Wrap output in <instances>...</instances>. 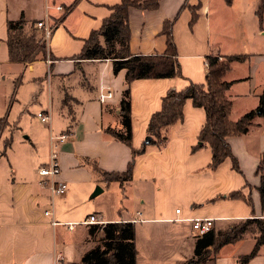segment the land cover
Here are the masks:
<instances>
[{"label": "crops", "instance_id": "0c3cea01", "mask_svg": "<svg viewBox=\"0 0 264 264\" xmlns=\"http://www.w3.org/2000/svg\"><path fill=\"white\" fill-rule=\"evenodd\" d=\"M120 1L0 0V264H53L58 256L79 264L104 237L101 230L91 233L95 224L83 222L89 214L97 215L102 224L133 222L136 264H185L197 236L188 218H212L213 229L225 231L244 218L264 216L256 169L264 153L263 116L257 115L242 135L227 137L239 170L232 168L229 157L210 170V149L192 151L206 112L191 99L183 105L182 120L167 126L165 146L144 141L147 124L167 91H181L190 82L205 83L209 54L245 56L230 61L221 76L230 82L225 91L232 101L229 118L235 121L256 110L264 94V9L260 18L257 13L261 0H159L155 9H128L130 52L163 54L164 21L170 20L181 72L177 77L130 82V144L109 131L123 130L119 106L126 70L114 73L110 59H75L83 40L100 28L110 7ZM45 18L55 24L45 57L11 61L7 22L21 19L29 31ZM226 25L229 40L221 37ZM37 33L41 37L39 29ZM101 86L113 90L107 103L97 100ZM38 112L48 120L43 122ZM64 132L68 136L62 142L54 139ZM35 148L44 153L41 165L56 150L57 179L67 184L64 194L52 197L41 182ZM130 161L128 180L107 183L97 172H123ZM96 186L106 199L115 195L117 204L110 215L103 205L90 201ZM235 191L250 201L230 196ZM46 210L52 211L51 217ZM50 219L60 223L51 224ZM253 234L247 232L216 252L209 248L201 264H264V244L241 262L254 245Z\"/></svg>", "mask_w": 264, "mask_h": 264}, {"label": "trees", "instance_id": "16d2710c", "mask_svg": "<svg viewBox=\"0 0 264 264\" xmlns=\"http://www.w3.org/2000/svg\"><path fill=\"white\" fill-rule=\"evenodd\" d=\"M76 0H74L75 2ZM159 0H121L118 4L110 7L111 13L102 21L100 28L92 30L85 38L84 44L75 59L80 60H106L112 62L114 73L125 69L126 88L122 91L119 114L121 116L122 131L109 129V131L120 141L126 143L131 139V114L129 85L137 78H166L181 75L178 53L171 34V21H164L163 33H165L166 48L163 54L144 55L140 53L132 54L129 50V25L128 13L130 7L140 9H155ZM74 4V3H73ZM264 9V0H261L257 10L260 18ZM195 18V13L192 17ZM24 22L19 19L8 21V54L11 61L32 62L38 57H45L46 44L37 36V29L31 25V29L26 31L23 28ZM218 56L209 54L206 57L207 71L205 83L190 82L184 89L177 91L170 89L162 98L161 108L153 112L148 124L147 134L150 137L149 143L163 147L167 144L165 131L167 126L182 120V108L187 99H191L194 106H200L206 112V119L198 136L197 143L191 147L192 151L201 147H208L211 151V161L208 165L210 170L216 168L222 161L229 157L232 168L239 170L238 161L231 152L228 136L242 135L251 126L257 115L264 117V94H260L258 107L256 110L246 112L235 121L229 116L231 113L232 101L225 95L230 82L223 81L221 76L228 69V63L233 60L244 59V55H226L223 60L218 61ZM66 98V97H65ZM65 98L63 99L65 103ZM258 110V112H257ZM9 142H6L7 146ZM130 144V143H129ZM140 149L133 150L132 156L141 152ZM264 153L260 157L257 165L259 174V199L261 210L264 211ZM132 161L128 163L123 172H101L99 174L104 181L109 183L112 180L124 181L131 178ZM230 196L234 198H245L239 191L232 192ZM248 202L250 199L245 198ZM101 230L104 237L97 244L86 251L79 264H136V247L134 245L135 232L134 224L131 221H113L111 223H96L91 233ZM257 233L254 236L252 249L241 257V262L246 263L251 257L256 255L260 246L264 244V216L248 217L237 223L230 225L225 231H216L213 228L209 231L197 235L194 240L193 255L187 259L185 264H201L210 255V249L215 252L226 244H230L242 239L245 233Z\"/></svg>", "mask_w": 264, "mask_h": 264}, {"label": "built area", "instance_id": "2783aa9c", "mask_svg": "<svg viewBox=\"0 0 264 264\" xmlns=\"http://www.w3.org/2000/svg\"><path fill=\"white\" fill-rule=\"evenodd\" d=\"M62 7L58 6L57 9L60 10ZM34 27L39 29L41 31V40L46 43V40L50 37L53 29H54V23L48 18H45L43 20H37L34 24ZM47 61L49 62L50 59L47 57ZM113 90L110 87H103L101 86L99 88V92L97 94V100H99L101 103H107V101L111 98H113ZM37 116L40 117V119L43 122H46L48 120V116L42 114L41 112L37 113ZM68 136V133H60L58 136H56L54 139H56L58 142H62L64 138ZM48 162L42 164L37 168V173L44 177V179L41 180L43 184H46L50 190V195L58 196L62 195L66 192L67 184L66 182L59 181L57 179L58 174L60 173V163L57 158V152L55 149H52L49 155ZM176 213L180 212V208L175 209ZM46 216L51 217L52 211L46 210L44 213ZM192 222V229L196 231L197 235L200 236V234L205 233L213 228V219L209 217H200V218H188ZM51 224L57 225L60 222L55 219H50ZM132 221H139L136 219H133ZM84 223H90V224H96L100 223L102 224V220L98 218L95 214H89L85 220ZM53 264H70V261L64 260L62 257L58 256Z\"/></svg>", "mask_w": 264, "mask_h": 264}, {"label": "rangeland", "instance_id": "374dc122", "mask_svg": "<svg viewBox=\"0 0 264 264\" xmlns=\"http://www.w3.org/2000/svg\"><path fill=\"white\" fill-rule=\"evenodd\" d=\"M222 21V20H221ZM226 23H229L228 22V18L226 19V21H225ZM54 23V22H53ZM55 25V24H54ZM224 31H225V34L223 35V36H221L222 37V39L223 40H229L230 39V37H229V25H226V27L224 28ZM38 37L40 36V34H38L37 35ZM219 58H218V61L219 60H223L224 61V57L226 56V55H217ZM55 144V143H54ZM33 151H34V161H35V163H36V166H38V165H41V158H42V156L44 155V153H43V151H42V148H39V150L38 151H36V148L35 149H33ZM107 195L106 194H99V195H97V196H95L92 200H90V201H93L92 203H94V204H101V205H103L104 206V208H105V210H106V213L108 214V215H110L111 213H113L114 211L113 210H111L112 208H113V204L115 203V204H117L116 203V200H115V195H110V197L108 198V199H106L107 197H106ZM91 203V202H90ZM90 208V207H89ZM234 223H237V222H234ZM233 223V224H234ZM256 234L257 233H255V236H256ZM254 235V234H253ZM250 237H252L251 235H250Z\"/></svg>", "mask_w": 264, "mask_h": 264}, {"label": "water", "instance_id": "95a60500", "mask_svg": "<svg viewBox=\"0 0 264 264\" xmlns=\"http://www.w3.org/2000/svg\"><path fill=\"white\" fill-rule=\"evenodd\" d=\"M257 112H258V110H257ZM149 140H150V137L147 136V137L145 138L144 141H145L146 143H148ZM102 191H103V189H101L99 186H96V187H95V190H94L93 193L91 194V197H95V195L99 194V193L102 192Z\"/></svg>", "mask_w": 264, "mask_h": 264}, {"label": "bare ground", "instance_id": "6f19581e", "mask_svg": "<svg viewBox=\"0 0 264 264\" xmlns=\"http://www.w3.org/2000/svg\"><path fill=\"white\" fill-rule=\"evenodd\" d=\"M55 26V25H54Z\"/></svg>", "mask_w": 264, "mask_h": 264}]
</instances>
